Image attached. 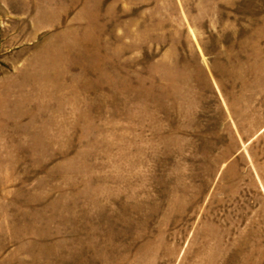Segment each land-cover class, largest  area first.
I'll use <instances>...</instances> for the list:
<instances>
[{
  "label": "rangeland",
  "instance_id": "374dc122",
  "mask_svg": "<svg viewBox=\"0 0 264 264\" xmlns=\"http://www.w3.org/2000/svg\"><path fill=\"white\" fill-rule=\"evenodd\" d=\"M0 264H264V0H0Z\"/></svg>",
  "mask_w": 264,
  "mask_h": 264
}]
</instances>
